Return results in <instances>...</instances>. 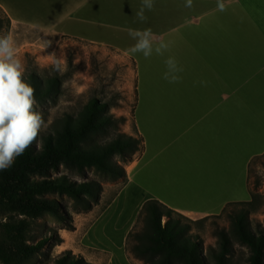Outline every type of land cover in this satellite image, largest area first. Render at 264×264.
<instances>
[{
  "label": "rangeland",
  "instance_id": "1",
  "mask_svg": "<svg viewBox=\"0 0 264 264\" xmlns=\"http://www.w3.org/2000/svg\"><path fill=\"white\" fill-rule=\"evenodd\" d=\"M84 1L0 0V35L9 31L13 33L25 64L24 80L30 85L33 84V76L44 83L53 78L59 80L58 91L42 98L35 96L34 110L43 115L47 127L32 145L41 150L46 136L57 135L63 130L68 116L80 119L88 104L98 98L110 103L108 114L119 121L115 127L92 134L84 146L105 144L118 133H125L140 138V149L129 161H124L118 154L112 158L124 165L126 179L110 177L95 167H89L80 174L61 165L58 172H52L53 177L66 174L78 181H100L103 186L101 197L93 202L91 208H86L77 205L66 194H47L63 204L68 213L67 221L50 213L34 219L29 229V242L50 237L55 232L61 240H50L43 250L16 264H54L55 259L66 251L82 255L94 264H146L144 259L134 254L133 238L129 239V234L134 229L145 228L143 207L148 200L159 194L174 205L211 209L209 191L215 192L220 181L219 187L223 189L240 187L243 179L246 191L239 190L236 196L246 198L228 202L209 215L173 209L186 217L184 222L189 220L190 237L199 238L210 264H215L211 249H221L220 230L227 232L232 246L226 254V264H250L252 249L235 235L232 216L242 210L247 211L252 230L264 234V127L259 129L254 117L253 129L247 122H243L244 128H241L239 120L232 122L229 119L218 126L213 142L206 143V135L185 133L183 128H171L168 123L160 121L157 126L154 124L156 129L165 132L160 138L157 130L151 136L152 126L145 125L144 133L152 147L144 158L145 139L140 135L135 116L138 104L137 76L133 74L135 64L123 59L122 51L115 47V43L107 45L102 40L115 41L118 36L122 39L120 36L125 34L123 31L118 33L117 28L124 25L122 13L140 6L141 0H89L82 8ZM196 16V12L188 14L189 21L193 23ZM125 25L126 28L130 26ZM183 33L192 46L208 35L201 25H187ZM119 42L123 43L122 40ZM174 69L179 70L177 65ZM143 72L149 74L144 68ZM151 78L155 79L154 76ZM208 80L205 78V82ZM261 83H264V73L259 67H254L248 74L237 72L236 98L231 96L232 100L228 102L261 103L253 113L260 112L264 118V94L257 95ZM165 85H162V90ZM220 99L217 96V101ZM162 103L164 100L161 99ZM247 107L242 106L238 113L243 110L244 115H249ZM175 129H180L181 134L170 135ZM250 133L254 136L253 143L249 142ZM244 143L253 152L259 151L250 158L246 168L242 152L244 148L247 152L242 145ZM130 166H133V172L139 167L137 180L124 191L133 173L128 169ZM150 175L151 178L156 177L147 183ZM137 212L136 221L126 231ZM11 216L0 205V241L11 243L6 232ZM0 264L4 263L0 260Z\"/></svg>",
  "mask_w": 264,
  "mask_h": 264
},
{
  "label": "crops",
  "instance_id": "2",
  "mask_svg": "<svg viewBox=\"0 0 264 264\" xmlns=\"http://www.w3.org/2000/svg\"><path fill=\"white\" fill-rule=\"evenodd\" d=\"M88 1L83 2L82 8L87 6ZM220 5H223V9ZM140 6L122 13L124 25L117 27L118 33L123 31L125 34L120 36L122 39L118 36L115 41L113 39L102 40L107 45L115 43V47L122 51L123 59L135 64L136 69L133 74L136 73L138 88L135 116L140 135L145 139L144 158L152 147L151 141L144 133L145 125L152 126L151 136L157 130L160 138L161 133L165 132L154 127V124L157 126L160 121L168 123L167 125L171 128H183L185 133L192 132V135L196 136L206 135L208 137V141L207 138L205 139L206 143L213 142V135L218 126L229 119L232 122L234 119L239 120L241 128H244L242 123L247 122L249 128L253 129L252 117H254L259 129L264 127V118L260 116V112L253 113L261 103L228 102L236 98L237 72L248 74L254 67H259L264 73V0H154L153 9L145 12L147 20L144 22L137 20L134 15ZM109 10H111L110 6ZM188 10H194L197 13L193 23L189 21L188 14L194 12ZM125 24H130V26L126 28ZM187 25H201L208 35L192 46L183 33ZM147 28L152 30L157 42L163 40L168 43L169 47L162 55L154 51L146 58L143 53L131 54L127 51L136 42L129 36V30ZM121 40L123 43L119 42ZM169 58L175 59L179 70L174 68L169 70L166 64ZM143 68L147 69L148 75H145ZM151 76H154L156 80ZM205 78L209 80L205 82ZM163 84L166 85L162 90ZM262 94H264V83H261L257 95ZM217 96L221 97L220 101H217ZM175 97L176 101L165 103L173 101ZM161 99L164 100L162 104H160ZM247 105L249 115H244L243 110L238 113V109ZM177 134H181L180 129H175L170 135ZM253 141V133H250L249 142L253 143ZM242 145L247 149V152L245 148L242 150L245 154L244 166L246 168L250 158L259 151L253 152L246 143ZM138 168L134 172L133 168V176L130 174V180L123 189L124 191L137 180ZM154 177L151 178L150 175L146 182L148 183ZM219 185L215 192L209 191L211 209H206L204 206L192 208L174 205L159 194L152 199L160 200L169 207L186 213L209 215L215 212L214 209L225 206L228 202L246 198L236 196L237 191H246L244 179L240 187L233 186L223 189ZM230 191L234 193L230 194ZM138 212L126 231L136 221Z\"/></svg>",
  "mask_w": 264,
  "mask_h": 264
},
{
  "label": "trees",
  "instance_id": "3",
  "mask_svg": "<svg viewBox=\"0 0 264 264\" xmlns=\"http://www.w3.org/2000/svg\"><path fill=\"white\" fill-rule=\"evenodd\" d=\"M32 79L36 97H46L58 91V78L46 83L36 76ZM109 107V102L94 98L80 119L68 116L63 130L57 135L46 136L41 150L31 144L11 167L0 170V205L12 215L6 224L11 243L0 241L2 263L16 264L43 250L50 240H61L55 232L50 237L29 242V229L34 219L50 213L67 221L68 213L63 204L47 194H66L77 205L86 208H91L93 202L100 199L103 186L98 180L78 181L66 174L53 177L52 172H58L61 165L80 174L89 167H95L110 177L127 178L124 165L112 158L118 154L124 161H129L140 149V138L118 133L105 144L84 146L92 134L117 125L119 119L108 114ZM143 214L145 228L130 231L129 239L133 238L134 254L144 259L146 264H210L199 238L190 237L189 220L183 221L185 216L157 199L145 203ZM248 214L242 210L232 216L234 232L239 240L251 247L250 264H264V234L252 230ZM218 233L221 249L212 248L211 257L215 264H226V254L232 246L226 231ZM54 264L94 263L82 255L66 251L55 259Z\"/></svg>",
  "mask_w": 264,
  "mask_h": 264
},
{
  "label": "clouds",
  "instance_id": "4",
  "mask_svg": "<svg viewBox=\"0 0 264 264\" xmlns=\"http://www.w3.org/2000/svg\"><path fill=\"white\" fill-rule=\"evenodd\" d=\"M153 7L154 0H141L139 10L134 12L136 19L146 21L145 12ZM220 7L223 9V5ZM128 34L136 41L127 50L131 54L143 53L147 58L154 51L162 55L169 47L163 40L157 42L150 28L130 29ZM166 64L169 70L176 67L174 58H169ZM24 73L25 64L13 33L0 35V170L11 167L47 127L43 115L34 110L35 89L24 80Z\"/></svg>",
  "mask_w": 264,
  "mask_h": 264
},
{
  "label": "bare ground",
  "instance_id": "5",
  "mask_svg": "<svg viewBox=\"0 0 264 264\" xmlns=\"http://www.w3.org/2000/svg\"><path fill=\"white\" fill-rule=\"evenodd\" d=\"M128 169H129L130 172H132L133 166H130Z\"/></svg>",
  "mask_w": 264,
  "mask_h": 264
}]
</instances>
